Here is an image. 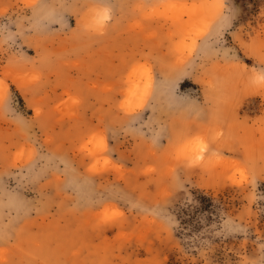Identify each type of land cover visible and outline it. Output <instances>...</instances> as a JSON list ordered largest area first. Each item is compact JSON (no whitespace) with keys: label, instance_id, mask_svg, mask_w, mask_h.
Segmentation results:
<instances>
[{"label":"rangeland","instance_id":"374dc122","mask_svg":"<svg viewBox=\"0 0 264 264\" xmlns=\"http://www.w3.org/2000/svg\"><path fill=\"white\" fill-rule=\"evenodd\" d=\"M0 264H264V0H0Z\"/></svg>","mask_w":264,"mask_h":264}]
</instances>
